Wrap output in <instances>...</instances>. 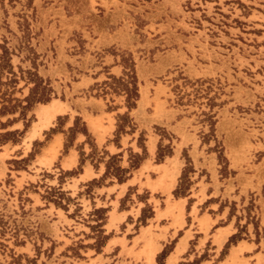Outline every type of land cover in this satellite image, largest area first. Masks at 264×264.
I'll return each mask as SVG.
<instances>
[{
    "label": "rangeland",
    "instance_id": "rangeland-1",
    "mask_svg": "<svg viewBox=\"0 0 264 264\" xmlns=\"http://www.w3.org/2000/svg\"><path fill=\"white\" fill-rule=\"evenodd\" d=\"M113 66L119 74L108 72ZM97 73L85 95L119 109L116 138L128 133L136 144L124 156L129 166L111 156L106 175L124 181L157 140L156 164L183 146L175 198L197 178L241 192L264 181V0H0V264H102L111 235L127 241L106 249L104 264H148L147 239L157 249L151 230L159 228L141 229L151 217L147 194L133 201L145 205L134 229L107 234L101 209L81 216L59 190L69 175L58 171L54 137L66 152L84 132L70 105L84 97L78 81ZM51 102L62 111L27 139L37 110ZM259 198L249 192L226 205L256 229ZM174 208L167 213L177 227Z\"/></svg>",
    "mask_w": 264,
    "mask_h": 264
},
{
    "label": "crops",
    "instance_id": "crops-1",
    "mask_svg": "<svg viewBox=\"0 0 264 264\" xmlns=\"http://www.w3.org/2000/svg\"><path fill=\"white\" fill-rule=\"evenodd\" d=\"M115 70H118V73H115ZM108 72L117 75L119 68L110 67ZM101 74L104 75L97 73L92 77L85 74L84 79L77 83L80 84L78 91L82 92L84 97L78 98L79 104L70 105V109L73 107L75 114L81 120L84 132L76 135L72 146L66 152H61L62 138L54 137L59 141L55 155V160L59 161L58 171L63 175H69L64 178L59 190L64 192L68 202L75 203L72 207L78 206L80 208L78 213L84 217L89 212L101 209L104 213L105 223L102 226L104 233L115 232L121 225L129 227L128 233H130L137 224L141 207L145 206L140 203V207L136 208L133 201H136L138 195L145 193L148 197L146 203L151 206V217L146 218L145 225L141 226V229L157 226L159 229L151 232L160 236L156 240L157 249L152 258L153 264H156V254L173 239L176 241L164 264H264V193L261 194V191L264 192V181L259 184L254 183V188H246L241 192V187L235 185L230 187L219 182L215 185L214 182L201 181L200 185L197 178L186 194L175 198L172 196V191L178 185L184 165L181 160L183 146L173 149L166 160L156 164L154 153L157 140H152V151H148L139 167L132 170L124 181L119 182L115 177L105 174L106 161L114 155L122 159L119 161L122 168L128 167V161L124 157L126 150L136 144L133 135L128 133L120 134L116 138L115 116L120 112L119 109L109 111L103 98L85 95V92L94 86V82L100 79ZM57 115L58 113L55 116ZM73 120L74 117L70 116L66 126H72ZM134 151L141 154L138 149ZM122 153L125 155L118 156ZM173 165L176 166V174L169 188L162 191L159 187L161 183L169 181V177L174 173ZM75 171L77 172L71 174ZM129 191L133 194L124 202ZM249 192L260 194L255 207L258 223L256 229L246 217L242 216L243 210H238V215L230 214L229 205L242 200V196ZM155 200L157 204L154 203ZM176 205L177 207L174 208ZM173 208L175 214L179 213L178 221L176 220L179 224L177 227L171 225L167 213ZM54 210L56 211L55 208ZM236 235L239 236L228 245L220 258L229 239ZM122 240L127 241L125 236L115 235H111L106 240L103 252L100 254L102 264L105 263L103 260L105 250L111 251Z\"/></svg>",
    "mask_w": 264,
    "mask_h": 264
},
{
    "label": "bare ground",
    "instance_id": "bare-ground-1",
    "mask_svg": "<svg viewBox=\"0 0 264 264\" xmlns=\"http://www.w3.org/2000/svg\"><path fill=\"white\" fill-rule=\"evenodd\" d=\"M61 104H58L57 102H51L48 106L41 105L40 108L37 110V115L39 117V122L35 123L33 127L31 128L30 132L27 135V139H30L33 137L36 133V131L46 124L49 123L50 119L54 117L55 113L61 112ZM152 143H149V149L152 150ZM49 160L42 158V163H48ZM177 223V222H176ZM155 250V246L151 244V240L147 239L144 244V250L143 255H145L148 264H151V256L153 254V251Z\"/></svg>",
    "mask_w": 264,
    "mask_h": 264
},
{
    "label": "trees",
    "instance_id": "trees-1",
    "mask_svg": "<svg viewBox=\"0 0 264 264\" xmlns=\"http://www.w3.org/2000/svg\"><path fill=\"white\" fill-rule=\"evenodd\" d=\"M45 98L40 99L39 101H45ZM164 256V251H162L158 256H157V260L160 261V259ZM160 264V263H159Z\"/></svg>",
    "mask_w": 264,
    "mask_h": 264
}]
</instances>
